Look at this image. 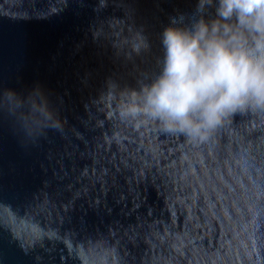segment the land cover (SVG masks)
Instances as JSON below:
<instances>
[{"label":"water","instance_id":"water-1","mask_svg":"<svg viewBox=\"0 0 264 264\" xmlns=\"http://www.w3.org/2000/svg\"><path fill=\"white\" fill-rule=\"evenodd\" d=\"M199 4L0 0V264H264V107L192 136L124 114Z\"/></svg>","mask_w":264,"mask_h":264},{"label":"clouds","instance_id":"clouds-1","mask_svg":"<svg viewBox=\"0 0 264 264\" xmlns=\"http://www.w3.org/2000/svg\"><path fill=\"white\" fill-rule=\"evenodd\" d=\"M216 13L211 24L201 17L191 28L165 29L162 71L131 90L125 115L192 136L250 102L264 107V0H218Z\"/></svg>","mask_w":264,"mask_h":264}]
</instances>
